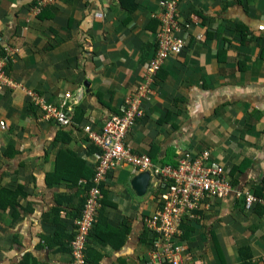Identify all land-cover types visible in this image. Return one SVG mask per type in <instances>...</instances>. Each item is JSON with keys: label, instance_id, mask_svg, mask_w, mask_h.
<instances>
[{"label": "crops", "instance_id": "crops-1", "mask_svg": "<svg viewBox=\"0 0 264 264\" xmlns=\"http://www.w3.org/2000/svg\"><path fill=\"white\" fill-rule=\"evenodd\" d=\"M38 2L0 0V47L15 49L6 69L25 87L0 93V193H18L15 208L0 205V264H72L100 151L82 126L120 112L156 49L159 0H52L36 12ZM179 9L186 47L164 61L127 141L157 165L174 164L181 145L210 149L236 189L264 198V0ZM26 89L53 103L70 92L75 124L44 119ZM137 174L109 171L89 264H148L154 191L137 196ZM210 204L182 225L183 263L264 264V209L246 210L243 197Z\"/></svg>", "mask_w": 264, "mask_h": 264}, {"label": "built area", "instance_id": "built-area-1", "mask_svg": "<svg viewBox=\"0 0 264 264\" xmlns=\"http://www.w3.org/2000/svg\"><path fill=\"white\" fill-rule=\"evenodd\" d=\"M52 0H39L35 11ZM233 1V0H229ZM181 0H159V20L156 30L155 53L145 63L143 80L137 84L120 105V112L109 116L99 129L91 123L83 127L88 138L100 151L94 168L93 187L86 196L80 218L76 221L74 239L71 242L72 264H86L85 250L94 228L98 212L102 207L101 185L109 171L128 166L136 173L147 172L151 177L154 211L143 218V224L151 236V252L148 264H184L188 247L183 240V223L198 217L197 211L208 209L211 201L229 197L244 199L245 209L253 210L264 206V198L256 196L249 189H236L229 171L217 160L210 149L192 151L187 145L177 147L174 164L157 165L146 153L135 151L127 141L137 118L142 116L141 100L152 92L157 74L164 61L180 54L187 44L190 22L180 20ZM105 7V6H104ZM191 20L197 21V16ZM201 36H198L200 38ZM15 49L7 47V54L0 58V93L6 88H25L7 72L8 56L13 58ZM30 102L38 107L44 119L52 120L59 126L75 124L68 98L53 103L36 89H26Z\"/></svg>", "mask_w": 264, "mask_h": 264}, {"label": "trees", "instance_id": "trees-1", "mask_svg": "<svg viewBox=\"0 0 264 264\" xmlns=\"http://www.w3.org/2000/svg\"><path fill=\"white\" fill-rule=\"evenodd\" d=\"M6 47V46H5ZM5 47H0V58L1 57H3V56H6V54H7V50H6V48ZM11 57L10 56H8V60H7V64H10V62H11ZM232 175V171L229 173V176H231ZM94 176V175H93ZM232 181V180H231ZM233 182V181H232ZM234 184V183H233ZM93 185V184H92ZM93 187V186H92ZM103 189H104V183L101 185V191H102V193L104 194V191H103ZM24 195V194H23ZM17 196H18V193H16V194H13V193H0V201H1V203H0V205L2 206V207H12V208H15V206H17V204H16V198H17ZM6 201V202H2V201ZM102 202H103V205H105V203L107 204V202L105 201V199H104V196H103V200H102ZM257 208H263L264 209V206H262V207H259V206H256L255 208H254V210L255 209H257ZM100 212V211H99ZM98 227H99V225H97ZM97 226L95 225L94 226V228L92 229V231L91 232H93L95 229H97ZM74 235H75V233H74ZM186 236V235H185ZM149 237L151 238V236H150V234H149ZM183 237H184V234H183ZM149 241H150V239H149ZM89 248H88V245L86 246V250H85V254H86V256H85V262H86V264H89L90 262H89V256H87V253L89 254Z\"/></svg>", "mask_w": 264, "mask_h": 264}, {"label": "water", "instance_id": "water-1", "mask_svg": "<svg viewBox=\"0 0 264 264\" xmlns=\"http://www.w3.org/2000/svg\"><path fill=\"white\" fill-rule=\"evenodd\" d=\"M149 182H151V177L147 172L138 173L133 177L130 186L137 196H142L146 192Z\"/></svg>", "mask_w": 264, "mask_h": 264}, {"label": "rangeland", "instance_id": "rangeland-1", "mask_svg": "<svg viewBox=\"0 0 264 264\" xmlns=\"http://www.w3.org/2000/svg\"><path fill=\"white\" fill-rule=\"evenodd\" d=\"M152 248V247H151ZM151 252V250H149ZM153 255H151L150 253L149 254H146V259H148L149 257H152Z\"/></svg>", "mask_w": 264, "mask_h": 264}]
</instances>
